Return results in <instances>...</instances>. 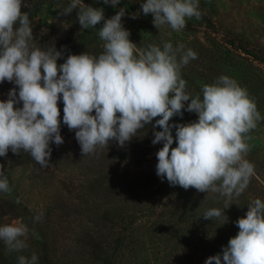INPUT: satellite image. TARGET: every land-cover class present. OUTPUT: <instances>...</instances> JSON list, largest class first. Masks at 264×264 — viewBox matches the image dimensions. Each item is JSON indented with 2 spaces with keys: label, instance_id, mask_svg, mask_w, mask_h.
<instances>
[{
  "label": "clouds",
  "instance_id": "clouds-1",
  "mask_svg": "<svg viewBox=\"0 0 264 264\" xmlns=\"http://www.w3.org/2000/svg\"><path fill=\"white\" fill-rule=\"evenodd\" d=\"M104 3L116 7L120 0ZM199 3L146 0L141 10L144 15H153L157 29L168 25L179 32L186 27V18H200ZM22 7L29 4L0 0V83L8 81L17 86L8 92L7 100H0V157H6L9 150L23 152L41 167H48L50 145L64 143L58 106L61 98L62 122L75 130L83 156L95 155L110 142L124 147L152 124V144H163L156 153L157 176L170 186L218 193L225 198L223 209H208L202 217L228 223L225 209L256 175L246 156L249 133L257 127L261 114L247 88L221 75L214 83L202 86V98L200 94L193 97L186 91L181 70L197 58L195 51L184 45L174 47L171 42H164L162 47H138L122 23L125 8L105 19L103 8L84 0H70L60 15L78 10L81 30L96 28L103 21L97 32L103 50L99 55H68L58 64L64 51L55 44L37 46L30 12H22ZM139 15L135 13L132 18ZM184 111L196 113L198 119L187 124L170 123L174 116L183 117ZM157 128L161 130L155 131ZM10 191L6 171L0 165V192ZM247 208L235 222L238 234L205 264H264V200L257 198ZM29 232L23 222L5 223L0 225V241L9 252H22L28 248ZM17 264H39V257L35 253L20 255Z\"/></svg>",
  "mask_w": 264,
  "mask_h": 264
},
{
  "label": "rangeland",
  "instance_id": "rangeland-1",
  "mask_svg": "<svg viewBox=\"0 0 264 264\" xmlns=\"http://www.w3.org/2000/svg\"><path fill=\"white\" fill-rule=\"evenodd\" d=\"M24 2L29 7L21 11L30 12L37 46L55 44L64 51L58 64L68 55L102 52L103 42L97 32L103 21L96 28L81 30L78 10L60 15L70 0ZM84 3L103 8L105 19L125 8L122 23L138 47H162L164 42H171L174 47L184 45L195 51L197 58L181 70L186 91L193 97L200 94L202 98V86L214 83L225 71L222 63L210 62L201 53L211 50L218 55L208 27L240 36L264 51V0H200V18H186L191 28L179 32L168 25L157 29L153 15H144L137 7L130 9L126 5L130 2L120 0L116 7L104 0ZM138 12L140 15L132 18ZM204 16L210 21L205 22ZM251 97L261 120L249 133L246 159L254 165L256 175L240 197L230 201L232 205L225 209L229 222L224 225L202 217L208 209H223L224 197L170 186L157 176L156 153L163 144H152V124L124 147L110 142L95 155L83 156L75 130L63 124L60 110L61 126L66 131L62 134L64 143L50 145L48 167L34 160L0 158L11 189L0 192V225L20 221L30 229L28 248L22 252H9L0 241V264H17L20 255L30 257L33 253L39 257V264H205L238 234L235 222L246 214L249 203L264 200V90L251 93ZM197 119L196 113L184 111L183 117L174 116L170 123L187 124Z\"/></svg>",
  "mask_w": 264,
  "mask_h": 264
},
{
  "label": "trees",
  "instance_id": "trees-1",
  "mask_svg": "<svg viewBox=\"0 0 264 264\" xmlns=\"http://www.w3.org/2000/svg\"><path fill=\"white\" fill-rule=\"evenodd\" d=\"M123 2H130L126 4L130 9L137 7L141 10V4L146 2V0H121ZM142 11V10H141ZM204 21H210L207 16H204ZM187 28H191V24L186 23ZM208 33L212 36L218 49V55H214L211 50H206L201 52L204 57H206L210 62L217 64L222 63L225 70L222 75H227L234 78L241 86L246 87L247 90L250 89L251 93L255 94L258 90H264V51L258 50L253 47L249 42L244 40V38L236 35H232L228 32H223L217 28L208 27ZM260 83V84H259ZM261 85V88L259 86ZM17 87L14 83L4 81L0 83V94H4L0 100L8 99V92L13 88ZM254 90V91H253ZM17 105V107H21ZM58 106L63 113L64 104L61 100L58 102ZM64 114V113H63ZM66 132L61 126V135ZM54 144V143H53ZM7 156L12 159H17L18 161H30L33 160L32 157L27 153L14 154L9 150ZM3 158V157H0Z\"/></svg>",
  "mask_w": 264,
  "mask_h": 264
}]
</instances>
